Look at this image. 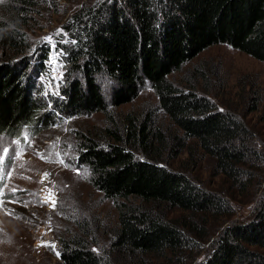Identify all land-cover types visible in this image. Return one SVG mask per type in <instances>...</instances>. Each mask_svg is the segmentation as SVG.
Instances as JSON below:
<instances>
[{"label":"trees","instance_id":"obj_1","mask_svg":"<svg viewBox=\"0 0 264 264\" xmlns=\"http://www.w3.org/2000/svg\"><path fill=\"white\" fill-rule=\"evenodd\" d=\"M9 3L4 8L12 15L38 5ZM21 26L14 18L0 22V44L14 53L0 63V134L22 139L25 128L39 134L62 117L97 112L107 119L101 133L76 131L72 161L87 167L91 185L115 206L116 219L108 223L78 201L70 205L79 217L66 221L56 264H264L259 142L237 111L219 109L208 95L172 78L215 44L264 61V0L82 1L57 35L65 66L57 95L45 93L38 79L51 48L40 46L35 59L25 55ZM146 87L156 103L140 115L116 117L117 108ZM256 102L253 97L251 108ZM199 154L221 176L220 185L184 169L197 165ZM257 190L251 219L233 221L230 199ZM169 210L180 214L174 218Z\"/></svg>","mask_w":264,"mask_h":264},{"label":"rangeland","instance_id":"obj_2","mask_svg":"<svg viewBox=\"0 0 264 264\" xmlns=\"http://www.w3.org/2000/svg\"><path fill=\"white\" fill-rule=\"evenodd\" d=\"M9 1L0 2V22L3 18H14L23 26L29 47L27 56L35 59L40 46L52 47L51 70L46 68L38 79L43 78L45 93L59 94L64 81V54L54 44L71 13L86 0H35L38 2L35 9L21 11L18 15L6 14L4 7L10 5ZM13 54V50L0 44V63ZM196 67L207 75V82ZM172 78L184 89L195 88L200 94L208 95L219 109L237 111L250 125L259 142L257 148L264 154V61L230 45L215 44ZM253 97L257 100L255 108H251ZM106 99L109 101L110 97L106 95ZM156 101L151 89L146 87L134 102L118 107L115 115L123 118L128 111L140 115ZM106 125V115L97 112L86 117H62L39 134L25 128L22 139L0 134V173L3 175L0 180V264H56L60 260L59 237L66 231V221L79 217L70 206L77 201L100 219H107L108 223L115 221V206L91 185L87 167L76 166L72 161L77 154L76 131L101 133ZM180 157L185 160L187 154ZM200 159L199 154L198 164L184 169L209 186L220 185L221 176H215L212 163ZM260 166L264 165L260 163ZM248 192L230 199L233 221H247L253 216L259 191ZM69 209L73 210V215ZM169 214L176 218L180 213L169 210ZM206 250L201 251V256H205Z\"/></svg>","mask_w":264,"mask_h":264},{"label":"clouds","instance_id":"obj_3","mask_svg":"<svg viewBox=\"0 0 264 264\" xmlns=\"http://www.w3.org/2000/svg\"><path fill=\"white\" fill-rule=\"evenodd\" d=\"M111 82H114V81L110 80V81H108L107 83H111ZM97 83H99V80H97ZM106 86H107V84L101 86V91H102V93H103L104 88H105Z\"/></svg>","mask_w":264,"mask_h":264},{"label":"snow or ice","instance_id":"obj_4","mask_svg":"<svg viewBox=\"0 0 264 264\" xmlns=\"http://www.w3.org/2000/svg\"><path fill=\"white\" fill-rule=\"evenodd\" d=\"M0 2H2V0H0ZM0 179H3V175H0ZM53 206H54V201H53Z\"/></svg>","mask_w":264,"mask_h":264}]
</instances>
